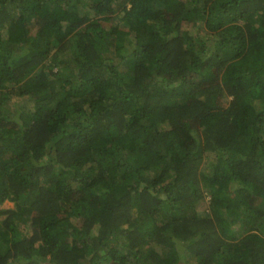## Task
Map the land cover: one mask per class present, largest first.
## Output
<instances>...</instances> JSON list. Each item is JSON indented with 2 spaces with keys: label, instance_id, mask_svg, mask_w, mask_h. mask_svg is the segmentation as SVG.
Here are the masks:
<instances>
[{
  "label": "trees",
  "instance_id": "16d2710c",
  "mask_svg": "<svg viewBox=\"0 0 264 264\" xmlns=\"http://www.w3.org/2000/svg\"><path fill=\"white\" fill-rule=\"evenodd\" d=\"M4 201L0 264H264V0H0Z\"/></svg>",
  "mask_w": 264,
  "mask_h": 264
},
{
  "label": "rangeland",
  "instance_id": "374dc122",
  "mask_svg": "<svg viewBox=\"0 0 264 264\" xmlns=\"http://www.w3.org/2000/svg\"><path fill=\"white\" fill-rule=\"evenodd\" d=\"M85 9H86L85 11L90 15L91 18H93V17L96 16L95 13H94V11H92L89 7H85ZM125 67L126 66L123 63V64L119 65L118 68H119V70L123 71L125 69ZM6 102H7V105L10 108L12 107V105H14L15 107H17V108H19L21 110H22V108L28 109L29 107L32 106V103H33L28 97L17 96V94H12L9 97V99H7ZM23 113H24V115H27V113L25 111H23ZM169 178H170V174L166 176V180H168ZM207 199H208V197H207ZM203 204H205V203H203ZM0 208H3V209H13L14 208V204L11 201H4L1 204ZM0 218H2V217L0 216ZM26 229L28 230V228H25L24 231ZM155 249L158 250V247H156ZM185 258H187L186 254H185ZM183 263L184 262L182 261L180 264H183Z\"/></svg>",
  "mask_w": 264,
  "mask_h": 264
}]
</instances>
